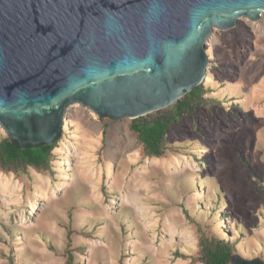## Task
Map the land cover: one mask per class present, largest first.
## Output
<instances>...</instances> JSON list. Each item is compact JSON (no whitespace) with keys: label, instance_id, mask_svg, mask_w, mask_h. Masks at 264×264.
Masks as SVG:
<instances>
[{"label":"rangeland","instance_id":"rangeland-1","mask_svg":"<svg viewBox=\"0 0 264 264\" xmlns=\"http://www.w3.org/2000/svg\"><path fill=\"white\" fill-rule=\"evenodd\" d=\"M207 53L210 104L169 129L163 156L133 120L74 105L50 172L0 169V264H66L68 234L74 264H203L201 232L264 263V13L215 30Z\"/></svg>","mask_w":264,"mask_h":264},{"label":"water","instance_id":"water-1","mask_svg":"<svg viewBox=\"0 0 264 264\" xmlns=\"http://www.w3.org/2000/svg\"><path fill=\"white\" fill-rule=\"evenodd\" d=\"M263 13L264 0H0V126L24 150L55 144L74 105L116 121L164 110L203 84L215 30Z\"/></svg>","mask_w":264,"mask_h":264},{"label":"trees","instance_id":"trees-1","mask_svg":"<svg viewBox=\"0 0 264 264\" xmlns=\"http://www.w3.org/2000/svg\"><path fill=\"white\" fill-rule=\"evenodd\" d=\"M206 94L207 90L200 85L173 104L170 112L161 110L132 121L130 130L137 136L146 156L159 158L165 154L169 129L177 126L184 116L192 115L202 106H208L210 101L205 99ZM55 147L56 143L41 144L36 148L28 145L23 150L17 141L6 138L0 142V169L16 174L26 173L29 167L42 172H50L51 157ZM70 244V234H68L66 264H74L75 260ZM199 246L200 261L203 264H233L234 247L229 242L208 238L201 232ZM8 264H15L13 257H9Z\"/></svg>","mask_w":264,"mask_h":264}]
</instances>
